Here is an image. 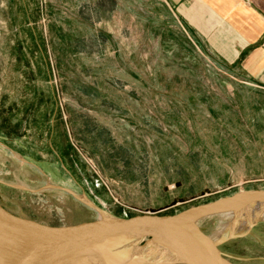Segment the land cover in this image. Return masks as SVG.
Listing matches in <instances>:
<instances>
[{"label":"crops","instance_id":"obj_1","mask_svg":"<svg viewBox=\"0 0 264 264\" xmlns=\"http://www.w3.org/2000/svg\"><path fill=\"white\" fill-rule=\"evenodd\" d=\"M71 3L103 13L108 55L119 61L122 82L73 86V97L91 109L109 103L112 118L102 135L124 141L137 172L158 180L173 202L264 179V0ZM71 125L99 164V133ZM102 171L114 187L118 177Z\"/></svg>","mask_w":264,"mask_h":264},{"label":"rangeland","instance_id":"obj_2","mask_svg":"<svg viewBox=\"0 0 264 264\" xmlns=\"http://www.w3.org/2000/svg\"><path fill=\"white\" fill-rule=\"evenodd\" d=\"M64 1L57 5V0H0L2 206L16 215L54 224L95 217L99 213L95 207L125 218L151 211L174 214L237 191L264 189V179H252L173 202L168 189L156 187L158 180L137 172L124 141L102 135L112 118L109 103L103 100L99 108L91 109L88 100L77 102L72 94L80 85L122 83L119 61L109 58L110 43L102 33L103 13ZM72 122L83 132L99 133L93 148L99 164L73 138ZM14 147L24 153L18 154ZM102 167L118 177L114 187ZM120 167L127 172L121 173ZM120 175L126 183L120 182ZM228 214L202 219L198 226L213 239L244 234L252 226L249 233L219 249L233 264H264V217L250 220L251 209ZM239 220L248 226L240 227ZM136 258L162 260L149 248Z\"/></svg>","mask_w":264,"mask_h":264},{"label":"water","instance_id":"obj_3","mask_svg":"<svg viewBox=\"0 0 264 264\" xmlns=\"http://www.w3.org/2000/svg\"><path fill=\"white\" fill-rule=\"evenodd\" d=\"M256 205H264V189L237 191L174 214L151 211L125 218L95 207V217L53 224L16 215L0 203V264H233L219 248L252 226L244 234L213 239L198 222ZM146 248L162 253L151 251L162 260H137Z\"/></svg>","mask_w":264,"mask_h":264},{"label":"bare ground","instance_id":"obj_4","mask_svg":"<svg viewBox=\"0 0 264 264\" xmlns=\"http://www.w3.org/2000/svg\"><path fill=\"white\" fill-rule=\"evenodd\" d=\"M81 199V198H80ZM82 200L86 203V204H88V205H92L91 204V202L88 200V199H86V198H84V197H82ZM263 205H256V206H253L252 208H251V210H252V219H250V220H253V218H254V221H255V219L256 218H258V217H264V208L262 207ZM98 212V211H97ZM243 213H245L244 211H242V212H240V213H238V214H243ZM233 215H234V213H232ZM221 215H229L228 213H225V214H221ZM219 216V215H218ZM247 221H249V220H247ZM238 223H240L239 224V226L240 227H244L245 225H247L248 226V222H246L245 223V225H244V222H242V224H241V220H239L238 221ZM250 223L252 224V222L250 221ZM238 225V224H237ZM242 227V228H243ZM240 233V232H239ZM150 250L152 251V252H155L159 257H162V253H160V252H157L154 248H150Z\"/></svg>","mask_w":264,"mask_h":264}]
</instances>
